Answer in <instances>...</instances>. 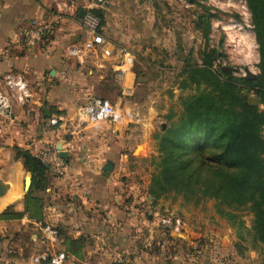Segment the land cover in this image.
I'll return each mask as SVG.
<instances>
[{"label": "crops", "instance_id": "0c3cea01", "mask_svg": "<svg viewBox=\"0 0 264 264\" xmlns=\"http://www.w3.org/2000/svg\"><path fill=\"white\" fill-rule=\"evenodd\" d=\"M89 4L90 0H0V264H36L34 257L41 251L39 219L63 228L59 248L69 254L68 264H159L154 245L159 232L130 229L134 221L139 224V218L143 223L142 216L125 214L117 191L116 161L122 153L116 141L124 137L119 131L123 126L103 124L98 130H86L87 152L76 143H66L69 138L64 128L50 125V117L73 115L92 98L100 97V87L103 98L116 104L118 91L127 98L135 86L132 66L123 82L114 78V69L121 62L120 48L106 38L115 50L112 57L99 51L90 54L84 64L68 57L70 45L91 38L81 19ZM36 19L49 23L52 35L29 48L23 32ZM10 74L22 77L29 87L31 97L24 105L12 98L5 84ZM2 101L10 106L9 115ZM44 143H56L57 147L65 143L70 160L65 161L62 178L47 169L48 186L43 191L33 190L28 199L33 177L19 149L33 155L32 145L42 149ZM79 152L83 155L77 159ZM108 161L113 162L114 169L105 177L103 169ZM142 231L152 240L148 245H135ZM189 235L181 237L189 244L173 245L172 264H204L188 255L189 248L196 246ZM228 251L237 255L234 247ZM229 264L252 263L237 255Z\"/></svg>", "mask_w": 264, "mask_h": 264}, {"label": "rangeland", "instance_id": "374dc122", "mask_svg": "<svg viewBox=\"0 0 264 264\" xmlns=\"http://www.w3.org/2000/svg\"><path fill=\"white\" fill-rule=\"evenodd\" d=\"M242 1L249 8L248 14L238 3L230 5L227 0H109L110 4L103 9L106 20L103 35L119 48L128 49L134 59L132 68L136 77L133 92L125 98L118 91L114 100L115 105L128 106L135 114L133 122L119 125L123 126L119 131L124 137L116 141L122 153L116 161L117 191L123 212L142 216L143 223L140 218L139 224L136 221L134 225L127 223L131 225L130 229L159 232L154 242L159 264H172L174 244H189L182 241V236L168 232L161 224L163 218L183 221L181 235L193 237L196 246L189 248L191 253L188 255L192 254L196 261L229 264L235 262L238 255L242 261L264 264V244L255 237L252 212L229 207L202 194L191 197L180 186L164 183L163 191L159 185H154V180L161 174L162 159L173 148L177 153L175 160L192 161L187 173L199 170L200 181H213L220 176L237 180L246 173L242 168L215 164L200 167L198 147L205 143L206 136L188 134L185 145L180 146L176 144L175 136L176 127L192 100L202 96L216 97L210 84L196 73L197 69H203L208 56L212 57L213 70L221 81L231 77L238 82L261 75V49L254 17L249 1ZM194 77L200 83L194 82ZM101 89L103 87L97 95L104 97ZM249 103L264 111V92L259 96L251 95ZM91 128L94 129L90 126L86 130ZM86 130L84 136L77 139L65 130L69 138L66 143H76L88 152ZM219 136L220 132L217 138ZM222 142L206 147L205 157L219 153ZM43 145L45 148L59 147L56 143ZM64 145L61 144L63 149ZM67 148L71 149V145ZM82 155L76 153V158L80 159ZM198 184L197 181L196 191ZM39 222L47 223L46 220ZM47 224L65 234L56 224ZM147 233L139 232L135 245H148L152 238L144 236ZM231 247L235 248L236 256L228 251Z\"/></svg>", "mask_w": 264, "mask_h": 264}, {"label": "trees", "instance_id": "16d2710c", "mask_svg": "<svg viewBox=\"0 0 264 264\" xmlns=\"http://www.w3.org/2000/svg\"><path fill=\"white\" fill-rule=\"evenodd\" d=\"M248 1L261 49V75L249 76L238 82H234L228 76V79L221 81L213 70L212 57L208 56L203 69H197L196 73L210 84L216 97L211 99L202 96L192 100L175 131L178 139L176 144L179 146L185 145L188 134L206 136L205 143L198 147L202 163L200 167L215 164L226 168H242L246 173L237 180L220 176L213 181H200L199 170L187 173L192 161L175 160L177 153L173 148L162 159L161 174L154 180L156 183L154 185H159L163 191L166 188L164 183L180 186L191 197L202 194L203 197L213 198L229 207L252 212L255 237L258 242L264 244V111L249 103L251 95L259 96L264 92V0ZM93 12L100 20L98 32L103 34L106 21L104 11L96 9ZM85 13L81 19L84 18ZM193 81L200 83L196 77ZM218 132L220 136L217 138ZM209 140L211 143H207ZM221 141H223L222 150L206 158L205 148L209 145H217ZM19 153L24 159L27 171L33 177L30 192L27 194L29 199L33 190L46 189L49 181L48 171L46 166L29 151L19 149ZM197 181L198 191L195 189ZM26 208H28L27 204ZM39 221L44 220H38V223H42ZM59 235L64 238L61 232Z\"/></svg>", "mask_w": 264, "mask_h": 264}, {"label": "built area", "instance_id": "2783aa9c", "mask_svg": "<svg viewBox=\"0 0 264 264\" xmlns=\"http://www.w3.org/2000/svg\"><path fill=\"white\" fill-rule=\"evenodd\" d=\"M108 0H90L89 6L86 8V13L82 19L83 27L90 33L91 38L82 43L72 44L67 48V55L70 58L77 59L81 64H84L90 54H98L102 51L106 57H112L115 53L110 48L103 34L98 32L100 25L99 18L94 14V10L103 9L106 7ZM227 2L238 3L242 10L247 14L249 8L245 1L242 0H227ZM52 35V26L46 21L38 19L33 20L23 32L24 42L27 47L33 48L39 42L48 39ZM120 63L114 69V77L117 81L123 82L124 78L134 63V59L127 48H120ZM5 84L12 93V98L19 104L24 105L31 97V93L27 83L20 76L7 75ZM1 101V100H0ZM5 110L9 109L7 102H1ZM135 119V114L129 108H121L113 104L110 100L94 97L85 105L78 108L72 117H64L55 115L50 120V125L53 127H62L73 136L74 139L84 136L85 130L90 126L94 129H99L103 124L121 125L131 123ZM33 155L39 159L47 169L52 170L57 176L64 177L66 174V163L60 157L58 148H42L38 149L35 145L31 147ZM162 226L178 235L183 230V221L180 218L161 220ZM40 233L41 251L34 257L36 264H68L70 256L59 247L62 244L58 230L45 223L37 224Z\"/></svg>", "mask_w": 264, "mask_h": 264}, {"label": "water", "instance_id": "95a60500", "mask_svg": "<svg viewBox=\"0 0 264 264\" xmlns=\"http://www.w3.org/2000/svg\"><path fill=\"white\" fill-rule=\"evenodd\" d=\"M4 112H5L6 115H9L10 114V111L9 110H5ZM58 150H59L60 157L68 163L69 160H70V154H69V152L65 151L62 148L61 145L58 147ZM113 169H114L113 162L108 161V163L105 165V167L103 169L104 176L105 177H109L110 176V173L113 171ZM29 184H31V182H29ZM181 234L182 233L178 234V236H182Z\"/></svg>", "mask_w": 264, "mask_h": 264}]
</instances>
